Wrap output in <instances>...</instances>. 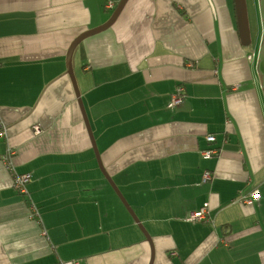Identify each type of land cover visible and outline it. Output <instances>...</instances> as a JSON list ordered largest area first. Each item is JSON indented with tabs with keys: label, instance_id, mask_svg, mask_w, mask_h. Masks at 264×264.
<instances>
[{
	"label": "crops",
	"instance_id": "1",
	"mask_svg": "<svg viewBox=\"0 0 264 264\" xmlns=\"http://www.w3.org/2000/svg\"><path fill=\"white\" fill-rule=\"evenodd\" d=\"M107 1L119 0H0V264H264V90L233 0H127L74 49L101 162L150 242L101 172L64 73ZM253 188L257 201L238 200ZM203 205L209 222L185 220Z\"/></svg>",
	"mask_w": 264,
	"mask_h": 264
},
{
	"label": "water",
	"instance_id": "2",
	"mask_svg": "<svg viewBox=\"0 0 264 264\" xmlns=\"http://www.w3.org/2000/svg\"><path fill=\"white\" fill-rule=\"evenodd\" d=\"M127 0H119L115 8L113 9L110 17L102 24L92 27L89 29H86L82 31L79 35H77L73 41L70 43L68 49H67V54H66V68L65 72L71 79L76 99L81 111V115L83 118V121L85 123V127L87 129L89 138L91 140L92 148L94 150L98 166L103 173L104 177L107 179L108 183L111 185L112 189L115 191L116 195L119 197L120 201L123 203L133 220L137 223L138 227L141 229L143 232L145 238L147 241L150 242V236L147 233L145 227L142 225V223L139 221L137 215L135 214L134 210L132 207L129 205L127 200L125 199L124 195L121 193L120 189L117 187L115 184L114 180L111 178V176L108 174V172L105 170L103 167V164L100 159L99 151L93 136V132L87 117V113L84 108V104L80 95V91L76 82V78L74 75L73 67H72V55L74 52V49L76 46L86 39L87 37L93 36L95 34H98L106 29H108L117 19L119 16L123 6L125 5ZM234 2V11H235V17H236V24H237V30H238V35L240 39V43L243 46H249L251 44V34H250V27H249V21H248V13H247V5H246V0H233ZM258 10H259V15L261 19V39H260V45L258 48L257 52V69L258 73L261 79L262 87L264 90V0H258Z\"/></svg>",
	"mask_w": 264,
	"mask_h": 264
},
{
	"label": "built area",
	"instance_id": "3",
	"mask_svg": "<svg viewBox=\"0 0 264 264\" xmlns=\"http://www.w3.org/2000/svg\"><path fill=\"white\" fill-rule=\"evenodd\" d=\"M105 8L107 9H113L114 3L112 1H107L105 3ZM184 99L183 94V87L181 85H177L174 92L170 96L169 100V106H176L180 104ZM33 130L35 133L40 132L39 125H34ZM3 135V132H0V136ZM206 141L212 143L215 141V136L213 134H206L205 136ZM14 154V151L12 149H9L8 155L3 157L2 160L5 163V168L9 171L12 179V187L13 189L19 193L20 195L27 194V183L30 180V174L29 173H18L13 165L8 161V158H10L11 155ZM203 156L205 157H211L213 155L219 154L218 148L216 147H210L207 149H204L202 151ZM211 178L210 171H204L201 177L202 182H205ZM259 197V191L257 188H253L248 194L242 195L238 200L241 201L244 204H250L252 201H257ZM36 211V210H35ZM186 221L195 223V222H209V210L206 205H203L199 209L195 211L189 212L186 217ZM220 242L223 245H227V241L223 238L220 240ZM61 264H78V260H69V261H63Z\"/></svg>",
	"mask_w": 264,
	"mask_h": 264
},
{
	"label": "rangeland",
	"instance_id": "4",
	"mask_svg": "<svg viewBox=\"0 0 264 264\" xmlns=\"http://www.w3.org/2000/svg\"><path fill=\"white\" fill-rule=\"evenodd\" d=\"M248 21L251 34V45L258 50L261 39V19L258 10V0H246Z\"/></svg>",
	"mask_w": 264,
	"mask_h": 264
}]
</instances>
